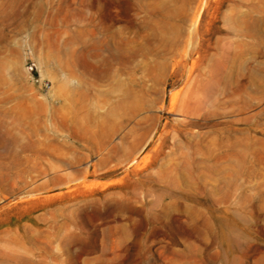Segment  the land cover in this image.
<instances>
[{"label": "rangeland", "instance_id": "1", "mask_svg": "<svg viewBox=\"0 0 264 264\" xmlns=\"http://www.w3.org/2000/svg\"><path fill=\"white\" fill-rule=\"evenodd\" d=\"M0 264H264V0H0Z\"/></svg>", "mask_w": 264, "mask_h": 264}, {"label": "water", "instance_id": "2", "mask_svg": "<svg viewBox=\"0 0 264 264\" xmlns=\"http://www.w3.org/2000/svg\"><path fill=\"white\" fill-rule=\"evenodd\" d=\"M29 70H30V72H31L32 74H34V75H38V71H37L36 66L33 65L32 67L29 68Z\"/></svg>", "mask_w": 264, "mask_h": 264}]
</instances>
